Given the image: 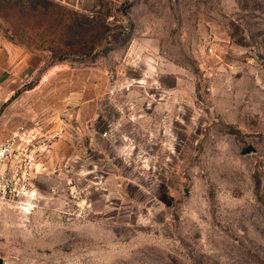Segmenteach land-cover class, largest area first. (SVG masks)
<instances>
[{
  "label": "rangeland",
  "instance_id": "1",
  "mask_svg": "<svg viewBox=\"0 0 264 264\" xmlns=\"http://www.w3.org/2000/svg\"><path fill=\"white\" fill-rule=\"evenodd\" d=\"M0 47V141L58 132L3 264H264V0H0Z\"/></svg>",
  "mask_w": 264,
  "mask_h": 264
},
{
  "label": "built area",
  "instance_id": "2",
  "mask_svg": "<svg viewBox=\"0 0 264 264\" xmlns=\"http://www.w3.org/2000/svg\"><path fill=\"white\" fill-rule=\"evenodd\" d=\"M56 133L40 122L21 125L0 141V201L21 209L36 200L35 179L43 172V157Z\"/></svg>",
  "mask_w": 264,
  "mask_h": 264
},
{
  "label": "water",
  "instance_id": "3",
  "mask_svg": "<svg viewBox=\"0 0 264 264\" xmlns=\"http://www.w3.org/2000/svg\"><path fill=\"white\" fill-rule=\"evenodd\" d=\"M241 153L243 155L251 154V153H257V150L252 144H250L245 149H243V151ZM3 263H4L3 258L0 257V264H3Z\"/></svg>",
  "mask_w": 264,
  "mask_h": 264
},
{
  "label": "crops",
  "instance_id": "4",
  "mask_svg": "<svg viewBox=\"0 0 264 264\" xmlns=\"http://www.w3.org/2000/svg\"><path fill=\"white\" fill-rule=\"evenodd\" d=\"M1 59H2V49H1V47H0V61H1ZM5 75V73H2L1 75H0V77H3Z\"/></svg>",
  "mask_w": 264,
  "mask_h": 264
}]
</instances>
